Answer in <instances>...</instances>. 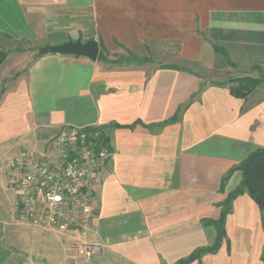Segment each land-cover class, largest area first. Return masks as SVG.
<instances>
[{
    "label": "crops",
    "instance_id": "crops-1",
    "mask_svg": "<svg viewBox=\"0 0 264 264\" xmlns=\"http://www.w3.org/2000/svg\"><path fill=\"white\" fill-rule=\"evenodd\" d=\"M90 38L108 60L33 52L27 66L16 63L15 53ZM19 42L26 47L13 49ZM2 47L0 80L10 86L0 99V145L65 126L104 127L108 136L92 188L88 240L104 245L94 261L178 264L214 245L231 189L229 177L221 190L223 179L264 147V82L239 97L192 66L213 70L222 57L250 76L264 71V0H0ZM12 148L0 163V264H89L68 253L72 238L46 226L26 222L46 253L19 242L8 163L18 149H37ZM224 228L216 250L185 264H264V213L247 193Z\"/></svg>",
    "mask_w": 264,
    "mask_h": 264
},
{
    "label": "built area",
    "instance_id": "built-area-1",
    "mask_svg": "<svg viewBox=\"0 0 264 264\" xmlns=\"http://www.w3.org/2000/svg\"><path fill=\"white\" fill-rule=\"evenodd\" d=\"M45 152L21 148L8 166L17 191L20 218L35 226H46L73 238L70 250L90 259L104 245L88 240L96 213L93 185L106 167L110 146L98 129L65 126L51 138Z\"/></svg>",
    "mask_w": 264,
    "mask_h": 264
},
{
    "label": "rangeland",
    "instance_id": "rangeland-1",
    "mask_svg": "<svg viewBox=\"0 0 264 264\" xmlns=\"http://www.w3.org/2000/svg\"><path fill=\"white\" fill-rule=\"evenodd\" d=\"M13 47H14L13 49H15V50L16 49H22V48L26 47V44L24 42L14 43ZM0 50L8 52L7 48H5V47L0 48ZM33 52L38 53L39 48H38V50H36V49L35 50H29L28 49L27 52H22L21 54L15 53L14 55H17V56L20 55L23 58V59H21V62L18 61L16 63H22L21 65L27 66L30 63ZM221 60H222V62H220L217 65V68H215L213 70L205 69L199 65H193L192 69L194 71H196L197 73L202 74L203 78H205L206 81H209V82H228L230 85H233V86H236L238 84V81L236 78L241 77V76H248V75L250 76V73H249L250 70L248 68L233 66L232 64H228L226 62V60L222 57H221ZM251 73H254V74H251L252 77H261L260 72L259 73L251 72ZM1 76H2V71H0V78H1ZM231 80H233V81H231ZM9 86H10V80H7L5 82L0 80V99L3 97L4 90H6V88H8ZM56 133H57L56 130H53V131L43 130V131L37 132V134H36V132H32L31 134H26V135L21 136V140H19V141L17 140V138H15V139L11 140L12 143L1 144L0 145V163H2L3 167H6L7 158L10 155H12V151H13L12 145H14L16 147H21L22 145L27 146V147H31V148L35 147L37 149V151H39V152L44 151L47 154V156H50V154H51V157L54 158L56 156V152H52V150H48L47 147L49 145V142L51 141V138H53L56 135ZM43 134H46V137L40 138V136ZM34 138H35V141L32 142L31 140ZM3 145L6 147H4ZM241 180H242V171L239 169L234 170L230 175V188H231L230 191H232L241 182ZM15 218H16L15 222L17 223L15 230H17L18 232H21V233H19V242L22 243L23 246L27 245L30 248H32L31 249L32 252L37 251L39 253H41V252L46 253L44 251H46V246H47L46 244L47 243L42 242V240L40 238L33 235L32 230L26 226L27 223L24 222L20 218L18 211H16V213H15ZM12 233H14V232L12 231ZM11 238H12V236L10 237V240H11ZM73 243H74V240L72 238V241L70 242V246ZM69 252H71V250L68 251V253ZM96 254H99V253H96ZM96 254H94L91 257L92 259H89L88 261L86 259L82 258L81 261H79V263L88 262L89 264H103V262H100V260L94 261ZM27 256H28V253H23L21 255V258L23 259V261H30V260H27ZM35 258H37V260L42 259L41 256L38 255V253L35 255ZM28 259H31V258L28 257Z\"/></svg>",
    "mask_w": 264,
    "mask_h": 264
},
{
    "label": "trees",
    "instance_id": "trees-1",
    "mask_svg": "<svg viewBox=\"0 0 264 264\" xmlns=\"http://www.w3.org/2000/svg\"><path fill=\"white\" fill-rule=\"evenodd\" d=\"M45 46L39 47V52L37 56L45 55L46 52L43 50ZM217 51L224 54L227 57V54L220 47H216ZM7 57V52L0 50V65L3 63ZM99 58L108 60L103 53H99ZM135 60L142 62L143 59L134 57ZM121 61V59H117ZM232 63V62H230ZM233 64V63H232ZM171 67H177L172 65ZM261 77H252V76H241L236 78L238 84L236 86L230 85L228 82L217 83L218 85H229L230 90L233 94L239 97H247L252 91L256 89L258 85L264 82V71L259 70ZM233 81V80H231ZM93 127H89L91 129ZM101 132V137L105 138V142H108V136L104 132V127H95ZM239 169L242 171V180L241 182L228 193L227 198L223 202V208L221 210V215L219 220L216 221L218 235L214 245L198 249L193 252L187 258L182 259L178 264H185L194 259L199 258L202 254L208 251H214L219 247L220 242L225 237V220L227 215L232 211L233 201L241 194L247 193L259 206L260 210L264 213V147H260L252 152L246 159H244L238 166H235L231 169L229 175L223 179L221 190L224 191L225 181L231 175V173Z\"/></svg>",
    "mask_w": 264,
    "mask_h": 264
},
{
    "label": "water",
    "instance_id": "water-1",
    "mask_svg": "<svg viewBox=\"0 0 264 264\" xmlns=\"http://www.w3.org/2000/svg\"><path fill=\"white\" fill-rule=\"evenodd\" d=\"M43 50L52 54H74L77 56H86L96 60L100 53L99 41L95 38L87 40H70L62 44L46 45Z\"/></svg>",
    "mask_w": 264,
    "mask_h": 264
}]
</instances>
